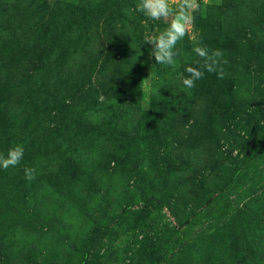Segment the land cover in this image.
Wrapping results in <instances>:
<instances>
[{"label": "rangeland", "instance_id": "rangeland-1", "mask_svg": "<svg viewBox=\"0 0 264 264\" xmlns=\"http://www.w3.org/2000/svg\"><path fill=\"white\" fill-rule=\"evenodd\" d=\"M136 3L0 0V264H264V0H199L192 89Z\"/></svg>", "mask_w": 264, "mask_h": 264}, {"label": "clouds", "instance_id": "clouds-1", "mask_svg": "<svg viewBox=\"0 0 264 264\" xmlns=\"http://www.w3.org/2000/svg\"><path fill=\"white\" fill-rule=\"evenodd\" d=\"M207 2V0H206ZM136 10L153 21L164 23L165 27L154 35H147L143 44L150 46L149 55L154 57L158 65L175 66L179 55L177 44L186 36L193 40V51L200 58L196 61L198 67L188 66V74L183 77L182 85L185 89H192L196 82L204 78L205 72H216L223 78V52L219 49L210 50L191 35L195 14L200 8L199 0H137ZM24 148L17 144L9 148L6 154H0V168L16 167L23 160ZM25 179L35 178V169L25 167Z\"/></svg>", "mask_w": 264, "mask_h": 264}, {"label": "trees", "instance_id": "trees-1", "mask_svg": "<svg viewBox=\"0 0 264 264\" xmlns=\"http://www.w3.org/2000/svg\"><path fill=\"white\" fill-rule=\"evenodd\" d=\"M263 148H264V136L259 140V142L257 143V145L252 149L250 156L256 155Z\"/></svg>", "mask_w": 264, "mask_h": 264}]
</instances>
